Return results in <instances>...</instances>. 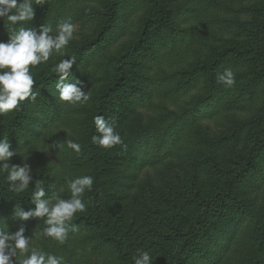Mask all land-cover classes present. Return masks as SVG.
I'll list each match as a JSON object with an SVG mask.
<instances>
[{
	"label": "rangeland",
	"instance_id": "374dc122",
	"mask_svg": "<svg viewBox=\"0 0 264 264\" xmlns=\"http://www.w3.org/2000/svg\"><path fill=\"white\" fill-rule=\"evenodd\" d=\"M163 8L168 11L169 20L180 28H185L186 33L179 34L176 49L166 57L160 50L155 58L148 47L141 43L139 47L123 59L124 68L127 70V83L130 88L139 90L148 83L149 77L163 75L185 66L188 61L202 57L210 60L217 51L224 49L223 60L232 56V47L241 44L244 47H254L264 43V0H158ZM146 0H131V6L126 12L119 0V24L124 23L125 13H129L131 23L134 24L128 32V37L120 38L117 30H113L106 37L104 46L92 50L98 63H93L86 71V67L76 71L75 80L83 77L82 92L98 93L102 96L105 90L120 76V71L114 62L108 60L114 55L125 54L126 46L138 38L142 32L139 26L145 20L158 17L152 7L141 6ZM106 0H44L41 5L34 4L33 21L19 22L12 25L7 17L0 19V42H6L14 31L20 27H36L37 34L41 26L53 29L50 35L55 38L57 26L70 21L74 25L73 37L65 48L71 45V50L78 51V45L94 35L97 25L93 19L86 15L90 10L106 6ZM192 9V11H187ZM15 11V10H13ZM122 13V14H121ZM84 23H86L84 25ZM259 30L260 34L253 33ZM155 34H150L151 38ZM257 40V41H255ZM153 41L151 45L154 44ZM76 46V47H74ZM63 49V55L53 53L49 60L36 66H30L34 79L48 75L54 67L68 55ZM217 50V51H215ZM227 63V62H226ZM231 66H223L224 72ZM241 67L231 69L233 73L243 72ZM248 69V68H247ZM219 73V74H221ZM172 78L170 82H174ZM196 89L203 86L200 76L193 81ZM171 84V83H169ZM157 84L155 86L156 102L172 98L165 93L170 85ZM132 85V86H131ZM114 87V86H113ZM183 92V90H182ZM39 95V93H38ZM37 95V96H38ZM53 105L58 108L57 117L52 122L44 117L40 100L29 101L26 105L19 129L13 136L8 137L0 129V139L9 138V151H16L17 155L9 158L12 165L22 166L26 163L30 168L32 180L25 191L35 190V182L39 181L44 187L45 199L58 196L69 199V183L81 177L82 174L93 178L90 191L84 194L93 198V203L85 205V210L94 203H98L104 215L115 222L120 234L129 244H134L133 249L140 251L136 242L142 232L143 239L140 243L148 246L149 250L157 251V255L169 251L174 253L180 242L171 243L160 237L167 231L168 225H185L183 217L194 219L196 211L192 206L204 201L215 192L229 189L241 200L250 202L251 207L264 210V177L254 180L253 175H239V179L229 182L225 176H231L242 164L241 155L249 149L254 135L262 128L264 119V86L253 95L243 106L229 109L215 106L212 118L201 120L198 123L186 121L180 128L173 154L158 162L146 158L148 154L138 155V148L132 142L130 132L149 122L156 113L165 110L158 109V104H128L122 100L118 106L119 114L116 118L107 120L112 123L122 139V144L111 148H101L95 145L93 149L100 158L98 162L89 166L81 165V150L77 153L67 147L69 140L78 142L83 134L91 112L90 100L83 103L71 104L60 101L55 85L50 90ZM120 102L117 95L113 97L111 108ZM154 103V102H153ZM172 108L170 104L169 109ZM223 108V109H222ZM15 110L5 115H0L1 124L7 125L13 118ZM203 113V112H201ZM216 115V116H215ZM97 135V134H95ZM93 147V148H94ZM183 149V152H181ZM137 156L140 158L137 159ZM147 159V160H146ZM138 160V161H137ZM256 161V160H255ZM2 163V162H0ZM264 165V156L259 159ZM252 161L250 162V165ZM249 165V166H250ZM81 173V174H80ZM87 173V174H85ZM7 173H0V182L8 183ZM93 207V205H92ZM90 209V208H89ZM79 215L84 212H77ZM218 219L220 224L214 231L221 235L225 229L231 227V215L226 214ZM45 227H47L45 225ZM24 235L31 237L32 243L48 253L66 252L71 248L77 252L80 245L74 242L75 235L68 232L66 243H60L52 238L38 237L39 229L28 226L24 228ZM74 238V239H73ZM235 240L230 239V253L221 261L214 264H264V259H254L245 253L235 250ZM64 242V241H63ZM218 244L209 241L202 242L203 248L213 249ZM94 252L95 249H90ZM98 253V252H97ZM108 256V255H107ZM218 256L213 257L215 260ZM66 262V263H65ZM200 257L191 253L183 264H200ZM88 264H113L112 259L103 255L91 254ZM63 264H70L63 260ZM213 264V263H212Z\"/></svg>",
	"mask_w": 264,
	"mask_h": 264
},
{
	"label": "trees",
	"instance_id": "16d2710c",
	"mask_svg": "<svg viewBox=\"0 0 264 264\" xmlns=\"http://www.w3.org/2000/svg\"><path fill=\"white\" fill-rule=\"evenodd\" d=\"M74 1L78 2L79 0ZM146 1L147 3L143 2L141 6L152 7L158 17L153 20L147 19L139 25L142 32H140L135 41L126 46L125 54L108 58V60L114 62V66L120 71L118 79L105 90L102 96L96 92L93 95L89 92V105L92 106V114L88 115L87 125L80 140L77 142L81 146L80 150L83 157L77 156L76 159L82 160L81 165L91 168L92 164L98 162L100 158V155L93 150L96 144L91 139L93 135L97 134L94 117L100 115L105 120L116 118L119 114L118 106L122 100L125 101L126 105H139L145 101L153 105L156 103L158 104V109L163 108L165 110L162 113H156L149 122L130 132L132 142L138 148V155L148 154L146 157L148 160L153 159L160 162L173 154L172 151L175 149L180 128L182 129L186 121L198 123L201 120L212 118L210 114L214 112L215 106L223 107L224 109L243 106L245 102L253 97L255 92L264 86V43H262L256 44L254 47H244L241 44L237 47H232V56L225 60L222 59L224 49L215 50L217 52L210 60H202L204 58L198 57L196 60L188 61L185 66H181L170 73L167 72L155 78L149 77L148 83L141 86L139 90L130 88L126 82L128 75L127 70L124 68L125 61H123L127 55L134 52L141 43H144L143 45L150 49L155 58L159 56L162 49H164L163 54L168 57L176 49V39L180 37L179 34L186 33L185 28H180L169 20L168 11L163 8L160 1ZM106 2V6L90 10L86 14L97 25L94 35L82 41L78 45L79 50L75 51V53L71 50V45L65 48L68 57H75V64L68 70L69 77L65 83L75 82V73L80 68L85 66V72L87 73V70L91 68L94 62L98 63L92 50L95 48L99 49L102 45L104 46L106 37L113 30H117L120 38L123 36L128 37L130 28L134 26L130 22L129 13H125V16L122 15L124 23L119 24L117 22L121 12V10H118V8L121 9L120 5L118 6L119 0H106ZM123 2L124 4H121V6L128 12L131 0H123ZM214 2L219 4V1H210L211 4ZM187 11H192V9L190 8ZM152 33L155 34L153 38L149 36ZM253 34L258 35L260 31L256 30ZM262 37L264 38V32ZM153 41L156 42L151 45ZM223 66H231L230 69L236 67L243 69V72L234 73L235 83L230 87L218 83L217 78L223 70ZM86 73L79 79L83 80ZM200 74L203 86L200 89H196L193 81ZM172 78H175L173 83L170 82ZM34 80L36 83L33 85V91L39 93L37 99L40 100V107L43 110L44 117L52 122L57 117L58 108L52 103L50 90L56 85L59 76L52 72ZM165 83H171L165 93L170 94L172 98L156 102L155 86ZM115 95L119 97L120 102L111 108L110 104L113 103ZM28 103V100L21 103V106L18 110H15L13 118L7 125H2L0 118V129H3V132L8 137L13 136L14 132L19 129L22 113ZM170 104H172V108L169 109ZM254 136L247 153L241 155L243 160L239 169L231 176L228 172L225 173V176L229 178V182H232V180L237 181L239 175L241 177L251 174L255 181L264 177V165L259 163V159L264 156V121L261 130ZM181 152H183V149ZM139 156H137V159L140 158ZM251 161L252 164L250 165ZM81 176L85 175L82 174ZM33 191L15 193L10 191L9 183L0 182V228L6 230L9 228L12 232L28 226L39 230L46 228L44 223L47 219L46 217L22 219L13 215L17 207H20L25 212L35 207L30 202ZM233 191L222 189L204 201H197L195 206L192 203L196 216L192 220H188L186 216L183 217L186 222L185 225L176 226L167 223L168 229L165 231L167 233L160 237H166L165 239L171 243L181 241L174 253L167 251L157 255L155 253L157 251L151 252L147 245L140 243L143 239L142 232L138 235V241L136 242V244L140 245L141 250L135 251L132 246L134 244H129L130 242L124 239L122 234L119 233L115 222L104 215L98 203H94L92 204L93 207L92 205L87 207L84 214L75 213L72 219L63 221L61 225L68 229V232L74 233V243L80 245L81 249L75 252L76 250L74 251L71 248L65 253L55 251L53 254L63 257V260L70 264H88V257L91 254L103 255L107 259L111 258L113 264H134V258L140 252L147 251L152 257L154 264H183L188 255L193 253L200 257V264H214V262L217 263L219 260L222 261L230 253L229 242L233 238L235 244L230 248L235 246L236 251L245 253L257 260L258 258L264 259V210L251 207L250 202L239 199ZM81 202L88 206V204L93 203V198L84 194ZM226 214L231 215L229 217L231 227L225 229L219 235L214 231L220 225L217 220ZM215 217L219 218L215 219ZM204 241L218 245L214 246L213 249L203 248L202 242ZM63 243H66V241L64 240ZM90 249L95 250L93 252ZM215 256H218L216 260L213 258Z\"/></svg>",
	"mask_w": 264,
	"mask_h": 264
},
{
	"label": "clouds",
	"instance_id": "9594fccd",
	"mask_svg": "<svg viewBox=\"0 0 264 264\" xmlns=\"http://www.w3.org/2000/svg\"><path fill=\"white\" fill-rule=\"evenodd\" d=\"M44 0H0V19L7 20L16 25L19 22L33 21L34 4L41 5ZM15 10V11H13ZM53 29L49 26H41L39 34L36 27H20L8 37L6 42H0V115H5L18 110L25 100L35 102L38 93L33 91L36 81L30 71V66L45 63L53 55H63V49L73 37L74 25L70 21H64L57 26L55 38L50 35ZM75 64V57L62 59L53 69L59 76L55 88L60 101L76 104L86 102L90 97L82 92L80 87L83 82L76 79L75 82L65 83L69 77L68 70ZM218 83L230 87L235 83L234 73L226 69L218 75ZM94 125L97 135L91 137L97 146L107 149L117 144H122L120 134L115 131L112 123L103 116L94 117ZM67 147L80 151V144L69 140ZM9 138L0 139V173H7L6 180L9 189L15 193H23L29 188L32 180L30 168L24 163L12 165L9 158L17 155V152L9 151ZM93 178L85 175L72 180L69 185L71 197L61 199L52 196L45 199L44 187L39 181L35 182L34 191L31 194V204L35 207L28 211L16 208L14 216L22 219L29 217H46V228L40 230L38 237L52 238L63 243L68 234V229L62 227V222L70 220L77 212L85 211V204L81 202L86 191H90ZM25 229L19 228L15 232L9 228H0V264H63V257L43 251L32 243L31 237L24 235ZM134 264H154L147 251H142L134 258Z\"/></svg>",
	"mask_w": 264,
	"mask_h": 264
}]
</instances>
